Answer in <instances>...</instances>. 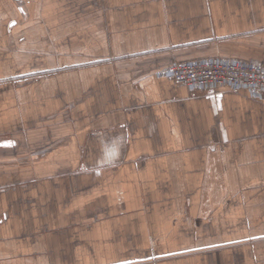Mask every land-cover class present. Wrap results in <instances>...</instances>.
Listing matches in <instances>:
<instances>
[{"label":"crops","instance_id":"crops-1","mask_svg":"<svg viewBox=\"0 0 264 264\" xmlns=\"http://www.w3.org/2000/svg\"><path fill=\"white\" fill-rule=\"evenodd\" d=\"M210 57L264 0H0V264H264V101L155 76Z\"/></svg>","mask_w":264,"mask_h":264},{"label":"built area","instance_id":"built-area-1","mask_svg":"<svg viewBox=\"0 0 264 264\" xmlns=\"http://www.w3.org/2000/svg\"><path fill=\"white\" fill-rule=\"evenodd\" d=\"M155 76L183 85L190 92L244 90L264 101V62L253 59L210 57L175 62L158 70Z\"/></svg>","mask_w":264,"mask_h":264},{"label":"snow or ice","instance_id":"snow-or-ice-1","mask_svg":"<svg viewBox=\"0 0 264 264\" xmlns=\"http://www.w3.org/2000/svg\"><path fill=\"white\" fill-rule=\"evenodd\" d=\"M8 143H11V142H8Z\"/></svg>","mask_w":264,"mask_h":264}]
</instances>
